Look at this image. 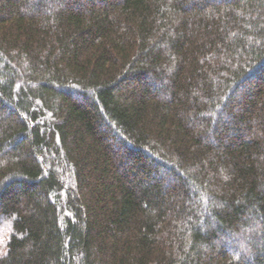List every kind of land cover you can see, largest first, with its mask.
Here are the masks:
<instances>
[{"label": "trees", "instance_id": "1", "mask_svg": "<svg viewBox=\"0 0 264 264\" xmlns=\"http://www.w3.org/2000/svg\"><path fill=\"white\" fill-rule=\"evenodd\" d=\"M0 264H264V0H0Z\"/></svg>", "mask_w": 264, "mask_h": 264}]
</instances>
